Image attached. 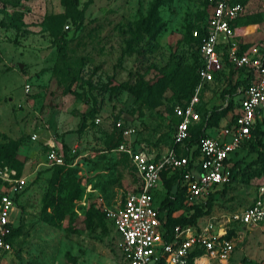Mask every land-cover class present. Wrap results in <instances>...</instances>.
<instances>
[{"label":"rangeland","instance_id":"1","mask_svg":"<svg viewBox=\"0 0 264 264\" xmlns=\"http://www.w3.org/2000/svg\"><path fill=\"white\" fill-rule=\"evenodd\" d=\"M203 9V0H0V161L25 178L13 196L17 233L3 264H122L112 228L88 209L102 212L135 185L129 158L112 150L117 122L133 128L128 142L135 152L168 144L170 110L192 68L188 32ZM235 30L244 50L264 55V0L245 4ZM215 82L203 100L209 106L220 102V78ZM34 112L60 144L96 141L98 148H86L95 155L53 181L44 147L30 139ZM239 155L245 162L255 157ZM263 180L264 174L227 186L199 221L244 207ZM232 242L222 264L264 259V226H241Z\"/></svg>","mask_w":264,"mask_h":264},{"label":"built area","instance_id":"2","mask_svg":"<svg viewBox=\"0 0 264 264\" xmlns=\"http://www.w3.org/2000/svg\"><path fill=\"white\" fill-rule=\"evenodd\" d=\"M246 3L238 0H207L208 16L198 44L201 64L196 69L197 81L188 100L171 109L175 121L171 124L170 146L156 157L141 151L135 152L128 142L133 128L116 123L120 139L112 150L124 153L129 158L137 184L111 206H103L101 211L118 239L122 264H210L211 261L222 264L228 260L233 249L234 236L226 237L229 228L235 225L246 228L264 226V180L254 184V195L244 207L209 217L202 222L198 219L194 225H174L167 239L163 236L161 212L153 198L160 189L161 175L177 173L180 185L184 188V202L193 205L204 201L209 192L229 182L231 154L248 139L255 121L262 118V56L254 49L239 51L240 42L231 24L242 15ZM196 35V30L192 31V36ZM227 64L233 68L251 69L252 80L245 87L239 86L235 90V104L223 118L225 121L211 127L212 133L199 137L196 154L193 155L195 147L184 146V141L189 137V126L200 119L196 107L212 85L214 75H221L224 68L228 70ZM29 90L30 86L24 83L23 92L28 94ZM228 99L226 95L221 107L227 106ZM231 117L232 121L229 122ZM98 121L94 119L95 123ZM30 138L33 140L35 135L31 134ZM67 148L70 155L74 154L69 163L65 162L62 148L47 143L45 158L48 166H75L77 153L73 147ZM0 181V264H3V259L13 248L9 240L13 226V196L24 188L25 178L16 176L11 167L2 165ZM197 249L201 253L189 261L191 252Z\"/></svg>","mask_w":264,"mask_h":264},{"label":"trees","instance_id":"3","mask_svg":"<svg viewBox=\"0 0 264 264\" xmlns=\"http://www.w3.org/2000/svg\"><path fill=\"white\" fill-rule=\"evenodd\" d=\"M67 0H63L66 2ZM242 3H246V0H238ZM203 13L199 18V22L196 24L194 29H191L188 32V39L190 40L192 47H193V60L192 65L189 70V78L186 82L183 83L181 87V96H177L176 104L183 105L192 93V89L197 81L196 69L200 66L201 61L198 55V44L200 43V39L204 34V24L206 18L208 16L207 12V0H203ZM240 17V16H239ZM237 17L234 21H232V25L234 26L238 20ZM197 32L196 36H192V31ZM245 49V44H239V51ZM262 61L264 63V55H262ZM228 66V84H225L220 92H219V100L218 104L206 105L204 101H200L197 105L196 109L199 113L200 119L198 122L193 123L189 126V137L184 141V146L195 148L192 151V154H196V143L199 137L205 135V130L207 128H211L217 126L219 122L225 118L228 114V111L232 108L235 104L233 96L236 94L235 90L239 87H245L251 80H252V71L247 67H237L233 68L230 64ZM235 69H238L236 74L235 81L230 80L232 79L233 72ZM220 74L214 75V80L219 78ZM129 91L134 92L132 87H128L122 85ZM210 88V87H208ZM207 88V89H208ZM229 96L227 106L221 107V102L225 96ZM175 104V105H176ZM172 109V108H171ZM175 121V118L172 115V111L170 110V131L172 132L171 124ZM232 121V117L229 118V122ZM263 125H264V117L262 116L261 120H256L253 124L248 139L244 140L239 148L235 150L231 156L230 160L232 162L231 165V178L227 184L221 185L215 189H213L207 195L204 201H199L193 205H187L184 202V188L180 185V182L177 178V173H170V174H162L161 175V185L158 193L153 196L155 199V203H157V207L161 212L160 220L163 224L164 230V238L167 239L170 234L172 233V228L174 225H194L200 217H204L208 215L210 211L211 204L213 203L215 196L223 191L224 188L231 185L234 182H243L244 184L249 183L250 179L257 178L258 176L264 174V139H263ZM120 139V138H119ZM119 139L117 140L115 146L117 145ZM172 143L171 134L168 142V146ZM241 150H245V153L254 154V159L245 162L243 155H239ZM62 151L64 153L65 162L69 163L73 155L68 153V148L65 145H62ZM2 152V147H0V154ZM184 153H186L184 151ZM126 156V154L122 153ZM127 157V156H126ZM1 159V157H0ZM6 165L8 167H12L11 164L4 163L0 161V166ZM20 165V164H19ZM74 166H67V165H54L52 169H54L52 174V180L55 181L58 178L59 173L64 170L67 174L73 172ZM17 176H19L17 174ZM64 178H59L58 181L61 183ZM64 182V181H63ZM1 186V181H0ZM64 201V200H63ZM64 212L59 214V218L63 217ZM88 214L96 217H102L104 222H107L104 218L102 212L89 208ZM238 226L231 227L227 230L226 237L235 236V232H237ZM17 233V227L12 226L11 233L9 235V240L11 241L12 245L14 246V238ZM201 253L200 249L194 250L191 252L189 256V261L191 257L194 255H198ZM241 264H264V259L258 262L248 260L243 258L241 260Z\"/></svg>","mask_w":264,"mask_h":264},{"label":"crops","instance_id":"4","mask_svg":"<svg viewBox=\"0 0 264 264\" xmlns=\"http://www.w3.org/2000/svg\"><path fill=\"white\" fill-rule=\"evenodd\" d=\"M234 29H235V25H234ZM236 31V30H235ZM237 33V32H236ZM237 35H238V33H237ZM241 44H243L242 42H241ZM20 64V63H19ZM19 64H18V66H19ZM21 65V64H20ZM228 70L227 69H225L224 68V70H222V74L221 75H219V78H220V82L218 83L217 82V84H222V87L225 85V84H228V82H229V80H228ZM214 83H216L215 82V80L213 81V83L212 84H214ZM23 84L24 83H22L21 84V86H22V91H23ZM212 86V85H211ZM211 86H210V88H211ZM207 92V91H206ZM204 93V95L202 96V101L204 100V97L206 96V94L207 93ZM35 114H34V116H37V121H38V124L36 125V130H34L33 132H31L30 133V135L31 134H34L35 135V138L33 139V141H40V143H41V145L44 147V150H46V148H47V143H53V144H55L56 146H59L60 148H62V145H64V144H60L61 142L59 141V140H57V137H56V135H55V132H53L49 127H48V124L46 125V124H44L43 123V120L42 119H40V117L38 116V114L36 113V112H34ZM39 117V118H38ZM223 121H225V119H222L220 122H219V124H221V123H223ZM77 123V122H76ZM44 125H45V127H44ZM205 132L206 133H212V130H211V128H207L206 130H205ZM31 139V138H30ZM66 139V138H65ZM32 140V139H31ZM66 142H67V144L65 145L66 147H69V148H74V150H75V153H77V160L76 161H78V159H80L81 157H85L86 155H87V153H89L88 155L89 156H93V155H95L94 153H91L90 151H88L87 149L89 148V147H93V148H98L99 146L98 145H95V143H97L96 141H90V139H87V140H84V141H82L80 138H78V140H71V139H66L65 140ZM65 142V143H66ZM84 142H85V146H84ZM86 144H87V146H86ZM68 145V146H67ZM82 146H84L85 147V150L83 151V152H79L80 151V148L82 147ZM168 146V144L167 145H165L164 147H162L160 150H159V152H154V151H146V150H138V151H141V152H143V153H145L146 155H148V156H154V157H156V156H158L160 153H162L164 150H165V148ZM87 148V149H86ZM104 150H99L98 152H103ZM32 162V161H31ZM36 162H32V164H35ZM25 164H26V162H25ZM35 166H37V165H35ZM134 172V171H133ZM135 178H136V176H135ZM258 182V181H257ZM137 184V178H136V182H135V185ZM134 185V186H135ZM254 186V185H253ZM254 189H255V186L253 187V192H251L252 193V195H251V197H250V200H251V198L253 197V195H254ZM158 193V191H156L155 192V194H157ZM250 202V201H249ZM248 202V203H249ZM214 261H211L210 262V264H212Z\"/></svg>","mask_w":264,"mask_h":264},{"label":"water","instance_id":"5","mask_svg":"<svg viewBox=\"0 0 264 264\" xmlns=\"http://www.w3.org/2000/svg\"><path fill=\"white\" fill-rule=\"evenodd\" d=\"M19 67H21V65L19 64Z\"/></svg>","mask_w":264,"mask_h":264}]
</instances>
